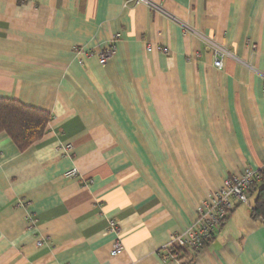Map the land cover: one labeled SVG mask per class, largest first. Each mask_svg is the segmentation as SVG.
<instances>
[{
    "label": "crops",
    "instance_id": "obj_1",
    "mask_svg": "<svg viewBox=\"0 0 264 264\" xmlns=\"http://www.w3.org/2000/svg\"><path fill=\"white\" fill-rule=\"evenodd\" d=\"M154 2L167 16L125 0H0V99L51 115L23 152L0 133V264H176L158 252L170 234L263 163L264 0ZM183 26L227 50L221 70ZM255 197L182 263L264 264Z\"/></svg>",
    "mask_w": 264,
    "mask_h": 264
},
{
    "label": "built area",
    "instance_id": "obj_2",
    "mask_svg": "<svg viewBox=\"0 0 264 264\" xmlns=\"http://www.w3.org/2000/svg\"><path fill=\"white\" fill-rule=\"evenodd\" d=\"M128 5H144L149 10L155 13H165L162 6L154 0H125ZM167 16V14H166ZM185 32H193L189 27L183 26ZM198 40L203 43L213 54V66L221 70L223 59L228 55V52L212 39L206 38L198 33L193 32ZM117 40V35L114 40L105 48L96 52L98 62L101 65L106 64L108 59L115 53L114 41ZM158 51L166 54L167 49L162 47ZM84 54V51H78ZM264 91V85H263ZM77 173L76 169H71L66 173V176L73 177ZM264 173V161L259 168L245 169L238 175H232L225 178L221 187L212 192L208 199L203 200L195 211L193 221L181 231H175L170 234L169 240L163 247L159 249V254L167 261H174L176 264H189L183 262V256L191 258L195 253L209 243L215 233L218 232L227 215L233 210L236 204H248V192L252 185L259 183ZM115 223H109L108 231L116 232ZM43 240H38L37 245L41 246ZM123 251V245L120 237H117L112 245L110 252L111 256L119 255ZM184 253V254H183ZM183 254V256H182ZM183 257V258H182Z\"/></svg>",
    "mask_w": 264,
    "mask_h": 264
},
{
    "label": "trees",
    "instance_id": "obj_3",
    "mask_svg": "<svg viewBox=\"0 0 264 264\" xmlns=\"http://www.w3.org/2000/svg\"><path fill=\"white\" fill-rule=\"evenodd\" d=\"M50 120L51 115L46 111L25 106L13 99H0V133L6 134L20 152L44 136ZM251 191L256 193L251 217L264 222V173L261 181L252 185L248 193Z\"/></svg>",
    "mask_w": 264,
    "mask_h": 264
},
{
    "label": "rangeland",
    "instance_id": "obj_4",
    "mask_svg": "<svg viewBox=\"0 0 264 264\" xmlns=\"http://www.w3.org/2000/svg\"><path fill=\"white\" fill-rule=\"evenodd\" d=\"M225 49V48H224ZM227 51V50H226Z\"/></svg>",
    "mask_w": 264,
    "mask_h": 264
}]
</instances>
